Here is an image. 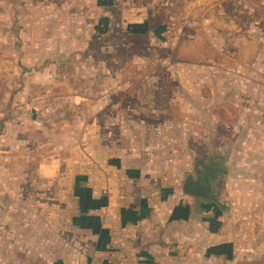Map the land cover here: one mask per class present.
<instances>
[{
  "label": "rangeland",
  "instance_id": "1",
  "mask_svg": "<svg viewBox=\"0 0 264 264\" xmlns=\"http://www.w3.org/2000/svg\"><path fill=\"white\" fill-rule=\"evenodd\" d=\"M207 156L225 210L183 192ZM126 169L226 243L174 264H264V0H0V264L76 261V175L100 196Z\"/></svg>",
  "mask_w": 264,
  "mask_h": 264
},
{
  "label": "crops",
  "instance_id": "2",
  "mask_svg": "<svg viewBox=\"0 0 264 264\" xmlns=\"http://www.w3.org/2000/svg\"><path fill=\"white\" fill-rule=\"evenodd\" d=\"M200 160L204 163L210 161L220 167V174L223 176L212 180L215 181L214 185L220 197V182L225 181L227 176L223 157L218 156L216 162H212V156H207ZM113 162V166L118 165V168L122 167L119 165L118 160H114ZM197 162L196 160L194 166ZM126 171L127 176L125 177L127 179L123 178L121 179L122 181L117 180L116 183H112V189H110L109 185L111 182L108 181L107 185L104 186L107 195L102 194L100 196H97L99 190L93 188L92 180V185H89L87 174L76 175L73 195L77 200V207L75 212L73 211L74 217H72L71 225L86 228V231L88 229L91 232V242L85 243L86 245L84 244L85 247L76 261H71L70 263V259L68 261L59 259V261L53 263L47 260L45 261L47 264H174L172 259L170 260V257L173 254V247L178 242H181L182 245L186 242L185 246L189 247V245H192V249L194 250L196 247L202 246L205 248V252L202 251L203 256H209V259H211L210 257H219L221 255L220 253L223 250H217V248L222 245L226 246V243L222 244L221 242L223 241L221 239L215 240L206 237L211 233L210 226H207V223H205V226H202V223H196L194 219L190 220L189 217L182 218L183 220L179 222L178 217L174 218L173 216V211L178 216V207L174 208L171 206L169 208L165 206L162 208L158 196L159 193L148 192L153 187V183H142L144 180L139 172L134 173L135 171L128 169ZM93 174L98 173L95 171ZM43 179V185H45L48 180ZM78 181L80 182V186L84 183L83 181L88 182V185H84L90 188L92 194V200L87 201V203H90L87 209H84V200L80 192L81 188H77L76 186V182ZM45 192L46 190L43 189V198ZM188 196L192 199L206 200L200 197ZM111 200H114V202ZM224 202L228 205L227 208H229L230 205L226 201ZM195 205L196 203L191 205V216L195 215V210L193 209ZM3 206L6 207L5 205ZM43 208L42 210H44ZM206 208L209 209L210 207L208 208L207 205ZM45 210V216L48 218V223L51 224L49 220L51 217V207L47 206ZM162 218L166 220L162 221ZM50 224L48 226L45 224L46 227L43 234L46 237L50 236ZM201 228L202 231L205 230L208 234L203 232V237L195 235L194 233L198 230L201 231ZM190 230L192 231L190 232ZM189 235L191 236L189 237Z\"/></svg>",
  "mask_w": 264,
  "mask_h": 264
},
{
  "label": "water",
  "instance_id": "3",
  "mask_svg": "<svg viewBox=\"0 0 264 264\" xmlns=\"http://www.w3.org/2000/svg\"><path fill=\"white\" fill-rule=\"evenodd\" d=\"M200 173L198 169L189 173L182 185L183 192L187 195L200 197L217 204L221 209H226L228 205L222 201L216 191L215 181L208 177L197 176Z\"/></svg>",
  "mask_w": 264,
  "mask_h": 264
},
{
  "label": "flooded vegetation",
  "instance_id": "4",
  "mask_svg": "<svg viewBox=\"0 0 264 264\" xmlns=\"http://www.w3.org/2000/svg\"><path fill=\"white\" fill-rule=\"evenodd\" d=\"M198 169L200 173L197 176L200 177H208L210 180L219 179L221 175L220 167L211 163H204L203 161H198L197 164L194 166L193 170Z\"/></svg>",
  "mask_w": 264,
  "mask_h": 264
},
{
  "label": "trees",
  "instance_id": "5",
  "mask_svg": "<svg viewBox=\"0 0 264 264\" xmlns=\"http://www.w3.org/2000/svg\"><path fill=\"white\" fill-rule=\"evenodd\" d=\"M85 183V181H83ZM83 186L80 187V182H76V186L77 188H81L80 192H81V195L83 196V205H84V209H87L89 206H90V203H87V201H90L92 200V194L90 192V188L85 186L83 183H82ZM79 190V189H78ZM87 203V204H86ZM82 205V206H83ZM86 205V207H85Z\"/></svg>",
  "mask_w": 264,
  "mask_h": 264
}]
</instances>
